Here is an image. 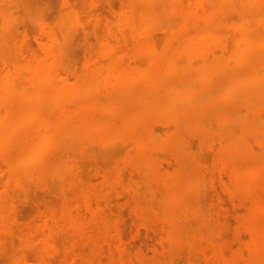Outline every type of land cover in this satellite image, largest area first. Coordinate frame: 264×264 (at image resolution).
<instances>
[{"label":"bare ground","instance_id":"obj_1","mask_svg":"<svg viewBox=\"0 0 264 264\" xmlns=\"http://www.w3.org/2000/svg\"><path fill=\"white\" fill-rule=\"evenodd\" d=\"M57 1L0 0L6 264L142 260L112 192L158 261L264 264V0Z\"/></svg>","mask_w":264,"mask_h":264},{"label":"rangeland","instance_id":"obj_2","mask_svg":"<svg viewBox=\"0 0 264 264\" xmlns=\"http://www.w3.org/2000/svg\"><path fill=\"white\" fill-rule=\"evenodd\" d=\"M47 1H49V0H47ZM51 1H52V2H55L56 0H50V2H51ZM58 1L60 2V0H58ZM58 1H57V2H58ZM75 1H76L77 3H79V6H80V7H81V5H82L81 3L84 2V1H85L86 3H90V2H91L90 0H89V2H87V0H84V1H83V0H82V1H81V0H80V1H79V0H78V1L75 0ZM100 1H101V0H100ZM102 1H104V0H102ZM106 1H107V2H106ZM121 1L123 2V0H120V1L114 0L113 2H114L115 4H110L111 1L109 2V0H105L104 2H106V3L108 4V8L106 7L107 4H106V6H105V4H102L101 6L104 5V7H106L108 10L105 9V8H103V9H105L107 12L110 11V12L108 13V15L111 14V15H109L110 18H111L112 15H114V11L111 10V9H109V6H110V5H111V6L115 5V6H113L114 9H115V7H116L115 12H116V11L118 12L117 8H118L119 6L122 5V2H121ZM50 2H49V3H50ZM52 2H51L50 4H52ZM59 2H58V4H56V6H58V5L60 4ZM72 2H73V1H72ZM98 2H99V1H97V2L95 1V2H94V5L96 6V5L98 4ZM108 2H109V3H108ZM113 2H112V3H113ZM55 3H56V2H55ZM73 3H74V2H73ZM96 3H97V4H96ZM101 3H103V2H101ZM119 3H120V4H119ZM53 4H54V3H53ZM80 4H81V5H80ZM99 4H100V2H99ZM109 4H110V5H109ZM86 5H88V4H86ZM94 5H90V6L87 8V10L90 11L89 8H94V7H92V6H94ZM117 5H118V6H117ZM51 6H52V5H51ZM53 6H54V5H53ZM97 6H99V5H97ZM97 6H96L95 8H98ZM83 7H85V5H83ZM83 7H82V8H83ZM86 7H87V6H86ZM95 8L92 9V10H95ZM100 8H101V7H100ZM56 9H57V7H56L55 9L53 8V10L51 9V10H52V14H53V11L56 10ZM118 9H120V7H119ZM51 10H50V11H51ZM101 10H102V9H101ZM101 10H100V11H101ZM105 10H104V11H105ZM83 11H84V10H83ZM96 11H98V10L96 9ZM104 11H102V12H104ZM48 12H49V11H48ZM48 12H47V13H48ZM85 12H86V10H85ZM90 12H91V11H90ZM92 12H93V11H92ZM92 12H91V14H92ZM112 12H113V14H112ZM117 12H116V13H117ZM86 13H87V12H86ZM98 13L100 14L99 11H98ZM116 13H115V18L117 17ZM49 14H51V12H49ZM84 14H85V13H84ZM89 14H90V13L88 12V15H89ZM91 14H90V15H91ZM90 15L88 16V18L90 17ZM92 15H94V12H93ZM103 15H104V16H103ZM105 15H107V14H105V13L103 14V13H102V18H105V17H106V19H108L107 17H109V16H108V15L105 16ZM47 16L50 18L51 15L49 16V15L47 14ZM51 17H52V16H51ZM90 18H92V17H90ZM112 18H114V16H113ZM90 20H91V19H90ZM90 20H88V21H90ZM111 20H112L113 22H115V20H113V19H111ZM93 21H94V23H95V18H94V16H93ZM93 21L91 20L92 23H93ZM106 21H107V20H106ZM108 21H109V20H108ZM112 21H109V22L111 23ZM91 22H87V23H89V25H88L87 23H86V24H87L89 27H91V31H92V29H94V27H93L94 23L92 24ZM103 22H104V21H103ZM103 22H101L99 25H102ZM26 23H28V22H25V23H24V27H25L26 31L29 30V31H27V32H31V34H30V37H31V38H30V41H32V40L34 41L33 37L35 36V33H34V35H33L32 32L35 31L34 28H35L36 26H35V25H31L30 23H28V24H30V25H28V24H26ZM107 23H108V22H106V25H107ZM103 24H104V23H103ZM26 26H29V27H26ZM88 26H87V29L89 28ZM102 27H103V25H102V26H98L99 29L102 28ZM103 28H104V27H103ZM102 30H103V29H102ZM98 31H99V30H98ZM35 32H37V31H35ZM99 32H100V31H99ZM103 32H104V31H102V33H103ZM90 33H91V32H90ZM90 35H91V34H90ZM90 35H89V37H90ZM92 35H93V37H94V34H93V33H92ZM92 35H91V36H92ZM31 39H32V40H31ZM32 43H33V42H32ZM91 43H93V39H92ZM33 44L35 45V42H34ZM80 50H81V49H80ZM80 50H79V51H80ZM78 53H79V52H78ZM81 54H82V52L80 51V54H79V55H81ZM79 55H78V56H79ZM82 57H83V56H82ZM80 58H81V57L79 56V59H80ZM81 60H82V59H81ZM81 60H80V61H81ZM85 160H87V159L85 158ZM88 160L91 161L92 159H91V160L88 159ZM92 161H93V160H92ZM85 163H86V162H85ZM87 163H88V166H86V165H85V166H86V168H88V169H86L84 165H83V166H84V169H86V172H85L86 174H85V176L88 177V180L90 179L91 182H92V181H96L97 178H98L97 181L100 180V178L98 177V175L96 176L95 173H94V172H96V171L98 172L99 165L97 166V168H93V167H94V166H92V163H93V162H92V163L90 162L91 165H89L90 163H89L88 161H87ZM94 164H95V163H94ZM89 169H95V171H94V170H93V171H89ZM87 170H88L89 172H93V173H92V174L87 173ZM82 171H85V170H82ZM97 172H96V174H97ZM92 175H94V177H93ZM82 176H83V175H82ZM85 176H84V178H85ZM87 177H86V178H87ZM91 177H92V178H91ZM86 178H85V179H86ZM93 178H94V180H93ZM86 180H87V179H86ZM97 181H96V182H97ZM94 183H95V182H94ZM31 187H33V189H32ZM31 187H30V188L32 189V191H33V190L35 191V193H33V192L31 193V194H35V195H33V197H32V195H30V196H31L30 198L33 199V200L30 201V198H28V199H26V200H27V201H26V200L23 199V197H22V199H21V200L18 199L17 202L23 200V201H24V204L22 203L23 201H22V202H19L18 204L16 203L17 206H18V205L22 206V207L18 206V213L21 212V213H19V215H20V219H21L22 221L25 220V222H26V221L28 222V220L31 221V220L33 219V217H34V215H35V212H34V209H33L32 206H36V203H34V202H38V201H39V198H38L39 195H40V196H39V197H40V203H41V199H44V200L49 199V200H47V201H49V202L46 203V204H49L50 202H51L50 204H52V203L54 204V203H56V200L58 201V199H59V198L57 199L56 196L53 197V195H55V194L57 195L56 189H55V187H53V186H52L51 189H52V191H53L54 193L50 196V198H49L48 196L45 197L44 194H43V195L40 194V193H42V192H39V193H38V191L43 190V189L37 187L36 185H32ZM31 189L29 190L30 192H31ZM36 190H37V191H36ZM48 191H49V190H48ZM45 192L48 194L47 191H45ZM45 192H43V193H45ZM49 192H50V191H49ZM37 193H38V194H37ZM114 193H116V192H112V193H111V196H112V197L110 196V199H111L112 202L115 201V200H117V201H115V204L112 203V204H111V207H110L111 210H115V211H113L114 214L111 212V215L115 217L114 220H113V222H114V223H117V222H118V223H117V224H119L118 226H120V224H121V226H120L121 230H123L124 233H125V232L127 233L126 235H124V233H123V236H124V240L128 243V245H132V246H133L134 243H137V245H136V244H134V245H136L138 248H140V249H137V248H133V249H131V250L133 251V253H132V251H131V253H130V259H134L135 254H136L137 252H141V254H142L141 259H142V260H140L139 262H137L138 264H149V263H150V264H155L156 262H157L158 264H166V263H164V262L158 261V258H159V257L153 253V251L151 250V248H149V249H148V248L143 249V248L146 247L145 244L143 245V243H144V242L146 243V240H147V239H145V238H146V237H145L146 234H145V231H144L145 229L142 227V229H143L144 232L141 231L142 236H141V234H140V235L138 236V237H139V238H138V237L136 236V234H135V230L137 231V228H139V226L137 225V226H138V227H137V226L134 225V222H136V221H133L132 218H131V217H133V216H131V215H132L131 210H130V213H129V209H130V207H129V206H128V208L126 207L127 205H126V204L124 203V201H123V200H125V198L122 200V195H119V197L121 198V199H120L119 197H114V195H113ZM47 194H46V195H47ZM116 194H117V193H116ZM37 195H38V196H37ZM41 195H42L44 198H43V197L41 198ZM48 195H49V194H48ZM20 196H23V195H21V193H20ZM20 196H19V198H20ZM116 196H117V195H116ZM123 197H124V196H123ZM213 197H214V194H213ZM214 198H216V197H214ZM54 199H55V200H54ZM35 200H37V201H35ZM52 200H54V201H52ZM25 202H26V203H25ZM27 202H28V204L30 203V204H29L30 206L27 205ZM32 202H33L34 204H31ZM42 202H43V201H42ZM118 202H119V203H118ZM125 202H126V201H125ZM20 203H22V204H20ZM38 203H39V202H38ZM38 203H37V205L40 204V203H39V204H38ZM44 203H45V202H43L42 204H40V205H41L40 207L44 208ZM58 203H59V202H57V204H58ZM225 203L227 204V206H230V205H228L227 202H225ZM50 204H49V205H50ZM53 204H52V205H53ZM57 204H56V205H57ZM113 204H114L115 206H116V204H117L116 208H115V206L113 207ZM120 204H121V205H120ZM31 205H32V206H31ZM54 205H55V204H54ZM23 206H24V207H23ZM19 207H20V208H19ZM112 207H113V209H112ZM26 208H27V210H26ZM23 209H24V210H23ZM117 209H118V210H117ZM24 211H25V212H24ZM118 211H119V213H120V212L122 213V217L120 216L121 214L118 213V214H119V215H118V214L116 213V212H118ZM23 212H24V213H23ZM28 212H29V213H28ZM32 213H33L34 215H31ZM21 214H23V215H21ZM116 214H117L118 216H117ZM130 214H131V215H130ZM129 216H130V217H129ZM225 217H226V216H225ZM225 217H224V218H225ZM119 218H120V219H119ZM121 218H122V220H121ZM127 218H128V220H127ZM118 219H119V221H118ZM222 219H223V218H222ZM227 219H228V220H229V219H232V220H233L232 217H229V218H227ZM227 219L225 218V220H222V221L226 224V228L224 227L225 230H223V235H225V236H224L225 238L229 237V239H230V238L232 237L233 232H234V229H233V228L235 227V221L232 222V223L234 224V225H233V224L231 223V220L227 221ZM121 221L124 222V226H125V227H122L123 225H122V222H121ZM119 222H120V223H119ZM130 222H131V223H130ZM136 223H137V222H136ZM137 224H138V223H137ZM230 224L233 226V228H232L233 231H231V227H232V226H231ZM227 226H228V227H227ZM132 227H133V228H132ZM136 227H137V228H136ZM133 230H134V231H133ZM139 230H140V229H139ZM228 231H229L231 234H230ZM226 232H227V233H226ZM130 233H131V234H130ZM228 234L231 235V236H226V235H228ZM128 235H129L130 237H128ZM126 236H127V239H125ZM143 236H144V237H143ZM128 238H129L130 240H129ZM131 238H132V239H131ZM138 239H139V240H138ZM140 239H141V240H140ZM142 239H143V241H144V239H145V241L143 242ZM134 241H136V242H134ZM140 241H141V242H140ZM129 242H130V244H129ZM133 242H134V243H133ZM138 242H140V243H138ZM16 243H17V242H16ZM142 245H143V247H142ZM136 246H135V247H136ZM144 246H145V247H144ZM16 248L18 249V247H16ZM139 250H140V251H139ZM3 251H4V252H3ZM3 251H2V253H1V251H0V253L2 254V255H0V257H1L0 260L4 257L5 259L7 258V259H6V261H7V260H8V257H13V256H12V253L6 252L5 250H3ZM147 251L149 252L150 255L148 254ZM150 252H152V253H150ZM145 253H146V254H145ZM131 255H132V256H131ZM154 255H155V258H154ZM148 258H149V260H148ZM153 258H154V259H153ZM11 260H12V258H11L9 261H11ZM151 260H153V261H151ZM3 261H4V260H3ZM3 261H2V262H3ZM6 261L3 262V263L1 262V263H2V264H6V263L9 262V261H7V262H6ZM141 261H142V262H141ZM144 261H145V262H144ZM148 261H149V262H148ZM182 261H183V260H180V264L182 263ZM143 262H144V263H143ZM137 263H134V264H137ZM157 263H156V264H157ZM183 263H184V262H183ZM183 263H182V264H183ZM178 264H179V263H178Z\"/></svg>","mask_w":264,"mask_h":264}]
</instances>
